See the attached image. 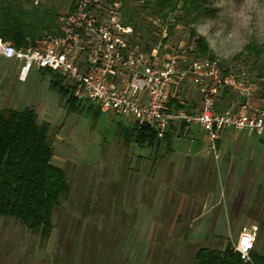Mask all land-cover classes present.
<instances>
[{"label":"rangeland","instance_id":"rangeland-1","mask_svg":"<svg viewBox=\"0 0 264 264\" xmlns=\"http://www.w3.org/2000/svg\"><path fill=\"white\" fill-rule=\"evenodd\" d=\"M70 2L32 0V4L24 5L39 11L51 9L59 17ZM211 2L216 7L215 16H198L191 23L174 22L163 49L192 57L193 45L188 42L189 30L194 28L196 34L205 36L211 53L225 71L244 69L257 74L258 79L248 80V98L251 103H258L264 97V0ZM126 3L136 10L133 20L141 33L159 15L152 4L143 7L142 0ZM177 14H181L180 9L171 18ZM190 18L194 15L186 20ZM45 33L49 32L41 36ZM249 43L259 46L258 54L245 48ZM0 63L9 66L0 87L5 96L0 98V108L29 107L35 110L39 121L50 123L49 138L54 149L51 162L64 169L71 186L68 197L61 198L53 211L47 238L42 239L38 231L26 228L15 218L0 217V264H193V254L201 246H231L243 222L229 219L236 215L231 207L232 195L237 194L234 197L240 200L236 205L247 207L253 191L249 189L255 183L259 190L256 188L246 209L258 217L256 250L264 254V161L260 158L264 134L252 137L249 148H243L245 156L236 158L237 165L229 173L233 179L231 189L222 166L210 163L209 190L215 195L220 193V208L227 217L219 221L222 235H214L212 220L194 223L172 219L175 203L182 194V172H173L169 161L177 159L175 154L186 148L182 137L158 138L151 145H139L119 132L118 126L123 123L119 115L95 112L88 106L79 111L68 110L59 94L50 88L49 72L33 66L21 81L17 78L16 62L2 58ZM4 68L0 65V72ZM62 83L68 85L64 78ZM229 89L233 106L245 99L239 90ZM251 148H255V156L249 159L246 152ZM242 161L249 167L248 172L243 170ZM260 164V171H255ZM242 184L246 185L243 190Z\"/></svg>","mask_w":264,"mask_h":264},{"label":"built area","instance_id":"built-area-1","mask_svg":"<svg viewBox=\"0 0 264 264\" xmlns=\"http://www.w3.org/2000/svg\"><path fill=\"white\" fill-rule=\"evenodd\" d=\"M152 21L159 38L147 51L132 41L136 33L124 22L121 0H75L72 9L59 15L56 34L45 33L26 47L0 37V56L19 62L20 80L33 66L56 71L75 99L121 116L126 126L148 128L157 137L174 124L198 125L214 159L219 157L217 139L226 128L262 136L264 97L258 103L248 98V80L258 79L257 74L224 71L216 58L163 49L166 23L159 16ZM187 82L199 95L196 106L183 90ZM224 88L239 90L245 99L221 107L218 99ZM256 235V225H243L231 242L243 263L253 264Z\"/></svg>","mask_w":264,"mask_h":264},{"label":"trees","instance_id":"trees-1","mask_svg":"<svg viewBox=\"0 0 264 264\" xmlns=\"http://www.w3.org/2000/svg\"><path fill=\"white\" fill-rule=\"evenodd\" d=\"M74 1L71 0L69 10L73 8ZM121 2L124 22L130 24L136 33L132 41L150 51L158 41L159 36L155 32L158 27L149 22L145 26V32L141 33L133 20L137 14L136 10L129 8L126 0ZM24 3L32 4V0H0V37L12 42L16 47L32 44L44 32H58L56 11H39L25 6ZM150 4L156 8L163 23H166L168 33L174 22L191 23L198 16L213 17L216 14V7L212 5L211 0H142L143 7H149ZM177 9L181 10V14L172 19L171 14ZM189 15H194V18L187 21ZM166 40L165 37L163 42ZM191 44L193 47L190 53L193 58H215L205 36L196 34L194 28L189 30L188 45ZM245 48L254 50L257 54L260 51L259 46L254 43H249ZM220 65L223 68L221 63ZM39 69L43 73L49 72V86L59 94L68 110L79 111L88 106L90 109L95 108V112L100 111L92 103L75 99L70 86L62 83L63 77L55 73L56 71L53 72L50 68ZM230 90L224 88L219 96L218 102H229L224 103L223 107L233 104L229 97ZM262 95L264 96V87ZM50 129V123L39 121L32 108H0V217L15 218L26 228L38 231L42 239L47 238L51 232L53 211L60 204V199L67 198L71 191L64 169L51 162L54 149L49 138ZM118 130L125 138L133 139L139 145H151L158 139L148 128L137 129L119 124ZM169 135L168 130L162 138L168 139ZM251 256L253 264H264L263 255L252 251ZM193 264L246 263H243L230 244H227L224 249L205 246L197 248L193 254Z\"/></svg>","mask_w":264,"mask_h":264},{"label":"crops","instance_id":"crops-1","mask_svg":"<svg viewBox=\"0 0 264 264\" xmlns=\"http://www.w3.org/2000/svg\"><path fill=\"white\" fill-rule=\"evenodd\" d=\"M4 59V57L0 56V62ZM5 59H11L13 62L17 63V67L19 66V62L14 58H5ZM2 67H5L0 72V87L4 84L3 80L4 77L7 76V67L8 65H5L4 63H0ZM17 78H18V72H17ZM20 80V79H19ZM23 81V80H21ZM187 96L190 97L193 106H196L199 101V95L197 92L193 89L191 84L189 82L185 83L184 89H183ZM4 94L0 90V98H4ZM88 104L90 102H87ZM227 104L229 102L223 100H219L218 104L223 107V104ZM124 125L123 123H120ZM170 135L171 136H177L182 137V140L186 143V148H182L181 153H176L175 156H177V159L174 157L169 162L173 166L172 171H178L182 172V194L178 201L175 203V208L173 211V217L172 219H182V221H199L203 219H208L214 221L213 224L210 225L211 229L214 231V235H222L221 231L222 228H219V221H222L224 219H227L226 212L221 211V203L222 200L220 198V193L211 192L209 190L208 180L207 177L209 176L208 169L210 166V163L215 162L216 165L219 163L220 167L224 169L226 172V178H227V186L231 189L233 187V179L231 175L229 174L232 169L237 165L236 158L240 157V155L245 156V153L242 154L243 148L245 149L249 148V145L252 143L251 139L252 137H261L256 135H250L243 131H235L230 128L224 129L220 137L217 139V146L219 149V157L218 159H214L213 155L206 149V141L204 138V133L201 130V128L198 125H190L185 126L184 124H174L172 127L169 128ZM160 138V137H158ZM162 138V137H161ZM246 156L251 159L255 156V148H251L249 153ZM261 161H264V149L262 150V153L260 155ZM248 164V163H247ZM244 162L242 161V168L245 170V172L249 171L248 166H244ZM261 164L255 166V171H260ZM259 178V175H256V180ZM246 187V185H241V190ZM258 183L252 187L250 186L249 190H253L251 193L254 195L256 188H258ZM249 188V186H248ZM261 194L264 195V185L261 187ZM249 200H247V207H243L236 205L240 200H236L234 196L237 194L234 193L232 195V210L234 211V214L231 215L230 220H241L243 221L240 224V227L238 228V234L240 231V228L243 225L253 224L257 226V231L259 230V224H258V217L253 216L250 214V210L246 209L251 203V197ZM244 199L242 203H244ZM250 202V203H249ZM264 202V200H263ZM261 208V207H260ZM262 212H264V205L261 208ZM228 214L230 211H228ZM232 214V211H231ZM199 227L201 228V223L199 224ZM209 227V228H210ZM232 228V227H231ZM233 229V228H232ZM237 234V236H238ZM256 241H257V235L254 243V249L252 250L255 253H258L259 255H263L262 253H259L256 250ZM223 248H217V249H224Z\"/></svg>","mask_w":264,"mask_h":264},{"label":"snow or ice","instance_id":"snow-or-ice-1","mask_svg":"<svg viewBox=\"0 0 264 264\" xmlns=\"http://www.w3.org/2000/svg\"><path fill=\"white\" fill-rule=\"evenodd\" d=\"M244 243L246 244V245H248V240L246 239L245 241H244ZM250 246V245H249Z\"/></svg>","mask_w":264,"mask_h":264}]
</instances>
